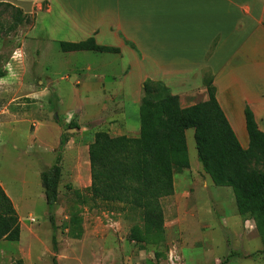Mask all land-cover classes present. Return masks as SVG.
Here are the masks:
<instances>
[{
	"label": "rangeland",
	"instance_id": "rangeland-1",
	"mask_svg": "<svg viewBox=\"0 0 264 264\" xmlns=\"http://www.w3.org/2000/svg\"><path fill=\"white\" fill-rule=\"evenodd\" d=\"M12 15V10L0 7V35L5 39L0 43V59L7 72L0 82V181L14 201L1 189L0 264H223L231 251L242 257L233 258L230 264H264L262 221L249 215L246 206L239 207L231 189L213 185L199 162L193 130L187 132L185 148L173 156L175 193L162 200L166 229L162 243L147 245L144 227L134 223L128 213H119L116 207L101 203L86 204V189L91 186L83 180L90 141L86 129L102 130L104 122L81 117L79 106L75 110L67 108L74 106L71 101L75 103L77 96L87 114H99L97 98L89 99L88 103L89 94H76L81 88L75 85L77 77L72 72L89 63L98 65L99 55L65 56L60 45L51 44L49 51L42 49L46 55L36 68L39 56L32 47L37 40L43 43V29L31 32L33 24H30L11 31ZM15 56L17 61L13 60ZM107 58L114 62L112 73L121 74L119 59ZM8 64L14 69L13 75L7 71ZM39 81L52 82L53 90H66L70 102L63 114L60 110L53 112L50 96L48 100L39 97L37 92L45 88L39 86ZM114 87L108 85V89ZM195 94L197 98L200 96V92ZM198 102L201 107L205 104L202 97ZM188 106L184 101V114L195 115L196 108L190 110ZM202 111L207 116L211 110ZM131 120L135 121L133 117ZM78 121L82 122L84 134L68 129ZM38 122L59 128L58 134L53 133L48 141L56 143L60 136L59 144L50 149L49 155L41 154L43 149L34 136ZM114 133L110 135L139 137L133 128L117 129ZM62 141L66 142L61 151L65 163L62 162L63 176L54 217L56 229H53L39 174L54 166Z\"/></svg>",
	"mask_w": 264,
	"mask_h": 264
},
{
	"label": "crops",
	"instance_id": "crops-1",
	"mask_svg": "<svg viewBox=\"0 0 264 264\" xmlns=\"http://www.w3.org/2000/svg\"><path fill=\"white\" fill-rule=\"evenodd\" d=\"M0 4L11 5L31 17V32L43 29V43L37 40L32 47L39 56L36 68L46 55L42 49L49 51L51 44H77L92 38L99 46L120 50V54L95 53L99 55L98 65L89 63L81 70L72 71L77 77L75 85L81 88L76 94H89L88 103L89 99L97 98L98 115L87 114L77 96L75 103L71 101L74 106L67 108L70 99L66 90H53L52 82L38 83L45 87L37 92L39 97L48 100L52 89L62 114L64 107L68 111L79 106L81 117L104 122L102 130L86 129L90 141L83 180L90 184L89 146L95 135L100 131L111 134L117 129L131 131V128L139 135L138 112L142 87L147 80L164 83L179 97L182 110L184 101L191 109L197 106L199 97L208 102L203 72L210 70L218 103L241 147L248 150L250 145L247 107L264 133V0H0ZM109 56L119 59L121 74L112 73L114 62L105 60ZM108 85L115 87L108 89ZM197 92H200L198 98ZM39 97L28 99L38 101ZM78 125L81 128L78 131L84 134L82 122L78 121ZM58 132V126L38 122L34 136L43 149L41 154L49 155L50 149L59 144L60 136L56 143L48 142ZM13 149L18 148L13 146ZM75 176L79 178L78 174ZM0 187L14 202L1 181Z\"/></svg>",
	"mask_w": 264,
	"mask_h": 264
},
{
	"label": "trees",
	"instance_id": "trees-1",
	"mask_svg": "<svg viewBox=\"0 0 264 264\" xmlns=\"http://www.w3.org/2000/svg\"><path fill=\"white\" fill-rule=\"evenodd\" d=\"M0 7L13 11L9 30L32 24V18L21 10L8 4H0ZM4 42L0 35V43ZM126 43L137 51L133 44ZM60 48L63 53L120 54L119 49L99 46L92 38L77 44L60 43ZM6 77L0 59V80ZM203 86L208 102L202 107L195 106V115H186L179 97L164 83L145 81L139 109V137H112L99 132L89 146L91 186L86 189L85 203H101L116 207L119 213H128L134 223L139 222L144 227L147 245L156 246L165 239L162 200L175 193L173 156L185 148L186 132L190 130L194 131L199 162L213 185L231 189L239 207L246 206L249 215L262 221L260 230L264 233V133L253 111L247 107L245 118L250 145L244 150L218 103L210 70L203 72ZM49 103L57 113L59 100L52 89ZM205 109L211 110L207 116L202 111ZM68 129L79 130L80 127L72 123ZM65 144L61 142L54 166L41 173L53 229H56L54 217L63 176L61 151ZM75 193L81 194L80 191ZM236 257L242 254L231 251L223 264H230Z\"/></svg>",
	"mask_w": 264,
	"mask_h": 264
},
{
	"label": "built area",
	"instance_id": "built-area-1",
	"mask_svg": "<svg viewBox=\"0 0 264 264\" xmlns=\"http://www.w3.org/2000/svg\"><path fill=\"white\" fill-rule=\"evenodd\" d=\"M13 60H14V61H17V56H15V57L13 58ZM7 71L9 72L10 75H13V73H14V69H13V67H12L11 64H8ZM31 221H32V222H35L34 219H32Z\"/></svg>",
	"mask_w": 264,
	"mask_h": 264
}]
</instances>
